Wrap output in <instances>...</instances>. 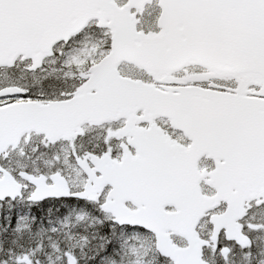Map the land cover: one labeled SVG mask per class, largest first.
<instances>
[{
  "label": "snow or ice",
  "instance_id": "6c2138e0",
  "mask_svg": "<svg viewBox=\"0 0 264 264\" xmlns=\"http://www.w3.org/2000/svg\"><path fill=\"white\" fill-rule=\"evenodd\" d=\"M0 264H264V0H0Z\"/></svg>",
  "mask_w": 264,
  "mask_h": 264
}]
</instances>
